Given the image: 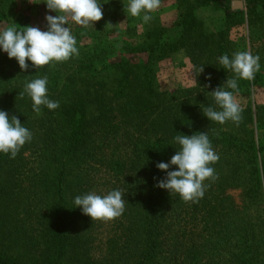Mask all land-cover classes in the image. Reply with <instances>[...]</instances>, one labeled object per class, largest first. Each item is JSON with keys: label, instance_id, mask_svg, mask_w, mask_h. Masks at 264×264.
<instances>
[{"label": "rangeland", "instance_id": "obj_1", "mask_svg": "<svg viewBox=\"0 0 264 264\" xmlns=\"http://www.w3.org/2000/svg\"><path fill=\"white\" fill-rule=\"evenodd\" d=\"M255 1L160 0L159 8L151 14L152 20L145 24L140 18L128 14L127 0H99L103 12L99 21L85 27L69 20L68 27L77 40L79 55L68 60L73 68L66 67L63 70L58 89L64 91L65 96H74L79 91L85 97L89 119H95L100 114L105 117L108 123L102 122L103 126L97 127L96 136H107L108 144L98 147L95 153L102 156L100 163L96 162L93 167L88 168L87 173L82 171L84 166L79 165L78 161L60 172L63 181L57 187L53 181L60 178V175L53 160V151L57 148L55 144L59 136L50 135V117L44 113L46 107L42 106L41 113L37 115L32 111L30 100L31 105L27 107L29 112L26 115L22 107L23 99L19 98L17 118L32 132V140L21 148V159L11 161L2 171L1 178L6 188L0 200V254L16 264H57L58 259L59 264H141L143 257L145 264H166L165 258H169L170 253L171 257L175 255L171 264L196 263L197 254L202 253V250L199 246L192 247L191 241L196 242L202 236L199 233L202 224L198 221V215L206 210L207 204L203 207L199 201L180 207L181 211L186 210L178 221H188L191 216L190 226V223L187 226L179 223V227L176 221L175 227L169 228L172 220L166 214L161 221L164 224L161 223L163 225L158 228V240L161 243L158 254L148 257L145 239L149 226L143 207L144 194L126 181V168L111 169L109 165L116 158L124 161L125 156L130 155L133 150L131 146L136 145V140L145 138L143 128L138 130L135 117L119 119L114 115L115 107L111 105L113 101L110 94L94 88L95 83L104 90L106 87L112 88L117 81L115 77L117 78L118 71L107 68L108 70L98 72L91 80H84L92 77L86 70L76 74L74 78L67 77L77 71L80 64L78 60L83 58L85 48L115 40L118 51L111 54V64L117 58L131 60L133 64L140 66L152 63V86L157 94L154 97L155 105L163 107L168 114H181L190 118L195 127L200 123L203 125L201 128L207 130L208 126L212 128L214 123L218 124L208 121L203 115L207 106L219 110L210 92L223 85L225 80L234 78L230 70L219 64L218 57L223 54L231 57L235 52L247 51L260 57L262 67L253 80H238L239 91L234 93V97L242 108L243 121L232 129L229 126L227 132L234 131L240 139H250L252 136L255 141L264 140V6L263 2ZM3 9L5 17L0 22V29L15 23L17 27L33 26L46 30L45 16L56 15L46 9L43 0H12L11 5ZM173 32L182 33L177 46H166L160 53L151 54L150 58L154 59H147L145 53L135 49L138 45L153 47L156 39L165 38ZM121 49L126 50L120 51ZM5 58L6 53H0V62ZM11 60L10 72L15 75L11 84L16 85L20 93L24 90L26 81L21 84L20 77L14 71L18 68L17 62L14 58ZM202 67L203 71L196 77V83L193 69L198 71ZM48 79L50 80V76ZM88 81L91 87L87 85ZM130 83L133 87L137 79L130 76ZM48 96L50 99V94ZM65 96L57 95L58 100H53H65ZM249 114L255 116L256 124L262 126L260 131H255V120L252 122L253 127L251 126L254 129L252 134L248 131L251 130ZM113 120L118 122L113 123ZM230 124L233 122L230 121ZM111 128L113 129L110 131ZM217 128L214 126L215 133L220 131ZM178 132L173 138L179 134L192 133ZM168 134L169 131L163 132L164 137L170 140L171 135ZM172 150L175 154L179 146L174 145ZM214 150L219 153V147L215 146ZM222 162L224 163L219 165L221 167H214L224 177L220 190L221 205L217 212L210 214L208 224L216 231L221 219L227 218L231 228L228 229L224 242L228 244L232 243L235 228L240 226L243 232L248 230L254 239L253 264H264V180L263 201L248 198L241 189V183L235 182L236 176L233 177L234 173L231 172L233 168L230 169L225 160ZM113 189L121 190L126 201L125 211L118 218L91 221L81 213L79 207L74 208L73 198L76 195L88 192L106 194ZM211 200L208 206H213L214 200ZM166 225L169 227L166 228ZM176 227L180 230L174 234L172 229ZM213 239L216 241L218 238L214 235ZM235 250L226 247L213 264H236L233 259Z\"/></svg>", "mask_w": 264, "mask_h": 264}, {"label": "trees", "instance_id": "obj_2", "mask_svg": "<svg viewBox=\"0 0 264 264\" xmlns=\"http://www.w3.org/2000/svg\"><path fill=\"white\" fill-rule=\"evenodd\" d=\"M11 1L12 0H0V22L5 17L3 8L11 5ZM260 1L263 2L264 6V0H256L255 2ZM180 36H182L181 32H173L165 38L156 39L155 43L152 44L153 47H149L148 45L149 48H144V45H138L135 49L136 51H142L145 53L144 55L147 56V59L149 58L151 60L154 59L150 58L151 54L160 53L166 46L170 48L176 47L178 39L181 38ZM116 44V41L113 40L107 44L99 43L91 48H85L83 58L78 60L80 64H78L79 66L76 69L77 71L70 73V75L73 74V77L70 76L67 77V79L74 78L76 74L81 73L83 70L88 71L87 73L92 75V77L84 80H91L98 72L106 71L108 70L107 68L118 71L117 78L115 77L117 81L113 79L115 82L112 88L106 87L104 90L99 88L97 83H95L94 88L99 91H107V93L110 94L113 101L111 105L115 107L114 115L118 116L119 119L131 118L132 116L135 117L134 119L138 121L139 125L138 130L143 128V132L145 133L144 139L138 138L134 143L136 145L131 146L133 150L129 153L130 155L125 156L124 161L116 158L115 160L109 162V165L111 169L114 167L126 168V181L133 184L135 189L139 190L141 193L143 192L144 194L143 199L145 205L143 207L146 215V222L149 226V230L146 235L147 237L145 239V244L148 248L146 256L152 257L153 254H158L161 245L158 240V228L164 224L161 221L164 220L163 217L166 214L168 215V218L172 220L170 227L169 225H166V228H171L172 226L175 227L176 221L178 222L179 227V223H185L184 226H187L189 223L190 224L188 226H190L192 223L189 222L192 220L191 216H189L188 221H178L179 216L185 215V212L183 211L186 210L184 209L181 211L180 207H183L185 204L191 202H185L177 194L169 193L167 190L156 187L157 181L163 179L166 175L165 172L156 168V164L159 162H168L171 156L174 155L172 149L174 148V145L177 144L174 142L173 136L178 134V131L192 132L190 135L196 132H207L213 149H215V146L219 147V160L211 166L213 168L216 167L217 169L218 167H221L219 165H222L224 163L222 161L225 160V163L230 167V169L233 168L231 172L234 173L233 177L236 176L235 182L241 183L240 186L244 191V195L248 196V198H255L259 201H263L262 186L264 180V140L255 141L252 136L250 139H240L236 136L234 131L232 132L229 130L227 132L229 126L231 129L233 126H236L234 123L230 124V121L223 125L224 129L221 124L215 125L214 123L212 128L211 126H208L207 130H204L201 128L203 125L200 123L195 127L194 123L190 121V118H185L181 114H168L167 110H163V107L155 105L154 103V97L157 94L154 93L155 91L152 86V63L149 62L140 66L133 64L131 60L117 58V60L111 64L109 62L112 58L111 54L113 55L114 52L118 51L115 47ZM125 50L121 49L120 51ZM11 62L12 60L8 57L0 62V110L6 111L10 117H17V112H19V110L17 111V109H19L17 102H19L20 98V100L23 99L22 107H24V114L27 115L29 112L27 107L31 105L30 98L24 90L19 93V90L16 88L17 86L11 84L15 76L10 72V65H12ZM4 63L8 64L5 65ZM63 63L64 64L54 62L38 69L30 66L29 69L23 71L18 66V68L14 71L18 74V77H20V80L22 81L21 84H23V82L25 84V81L27 83L34 78L43 76H47L48 78L50 76L47 88L48 94H50V99L53 100L54 98L57 99V95H66L64 91H60V89H58L59 82L62 81L63 70H65L66 67H69V69L73 67L68 63V61ZM89 70L91 72H89ZM130 76L137 79V83L133 87L130 83ZM89 83L90 82L88 81L87 85L91 87ZM65 97V100H59L60 106L58 109L50 111L45 108L44 112L47 117H50V135L53 137L59 136L58 142L55 144L57 148L53 151L54 154L52 153L54 155L53 160L57 164L59 175L60 172H64L69 166H72V164L77 161L79 162V165L84 166L82 171L87 173L90 167H93L96 162L100 163V157L102 156L95 153L97 152L96 150H98V147L107 146L108 144L107 136L99 138L96 136L97 127L103 126L102 122L108 123V121L105 117H102V114L95 119H89L87 117L85 97L81 95L79 91L75 92L74 96L67 95ZM200 112L201 110H199V113ZM45 120L47 119L45 118ZM254 120L255 122H253ZM116 121L117 120H113V123ZM241 121H243V119H241ZM248 122L249 127H253L252 124L255 123V131L261 130L262 126L260 124H256L257 121L255 116H251L249 114ZM219 125L220 128H217ZM181 126H184L185 128H182ZM214 126L220 130L218 133L214 132ZM252 127L251 130H248L251 134L254 130ZM112 129L113 128H111L110 131ZM165 131H169L168 135H171L169 137L170 140H167L166 136L164 137L163 132ZM222 131H224V133ZM52 145H54V141ZM235 149H237V151H235ZM226 150L228 151L225 152ZM21 152L22 151L20 149L14 159H10L8 155L0 154V200L6 188L3 186L1 178L3 168L7 164H10L11 161H19L21 159L19 154ZM172 170H175V166L170 167L169 171ZM215 174L218 176V179L215 181L206 180L204 182L206 185L205 194L203 198L199 199V201L202 202L201 206L203 207H205V204L208 206L209 202L212 201L211 199H213L215 203H212L213 206H206V210L204 212H200L198 215V221L202 224V227L199 229V233H202V236H200L199 240L196 242L191 241L192 247L195 248L199 246L202 250V253L200 252L199 254L198 252L197 254L196 263L213 264L215 263L214 260L218 258L217 256L219 253L223 252L226 247H228L231 250L236 249L235 256H233L236 264H253L255 257L254 252H252L254 239L249 235L248 230L243 232L240 226L235 228L232 243L228 244V242H224V237L227 234L228 229L231 228V225L227 223V218H224V220L221 219V222H219L218 225L219 228L216 231L210 228L208 224V220L210 219L208 217L213 212H217V209L221 205L222 198L220 190L223 186L224 177L219 175L216 171ZM140 176L142 177L140 178ZM132 178H137V180H132ZM62 181L63 179L60 175V178L57 177L53 183H56V186L59 187ZM172 230L175 234L179 232L180 229H177L176 227ZM215 232H217V234H215ZM214 235L218 238L216 241L213 239ZM169 255V258H165L167 261L166 264H171L175 257L174 254V256L171 257V253ZM144 259L145 258L143 257L141 264H145ZM0 264L16 263L0 254ZM57 264H59V259Z\"/></svg>", "mask_w": 264, "mask_h": 264}, {"label": "clouds", "instance_id": "obj_3", "mask_svg": "<svg viewBox=\"0 0 264 264\" xmlns=\"http://www.w3.org/2000/svg\"><path fill=\"white\" fill-rule=\"evenodd\" d=\"M46 9L56 15H46V30L38 27H17L11 23L0 29V53H6L9 59L14 58L23 70L29 67L40 68L53 62H65L79 55L77 40L68 27V22L88 26L99 21L102 8L99 0H43ZM160 6V0H127V12L132 17L140 18L145 24L152 20V13ZM30 62V64L28 63ZM218 62L224 69L230 70L234 78L225 80L210 93L213 96L216 110L207 106L203 115L208 121L225 124L231 121L239 124L242 119V108L236 102L234 93H238V80L251 81L261 69L260 57L247 51H238L229 57L223 54ZM203 71L193 69L194 82ZM197 83V82H196ZM47 76L34 78L24 85V92L32 102V111L39 115L42 106L48 110L59 108V101L48 97ZM174 142L179 146L168 162H159L156 168L166 173L157 181L156 187L177 194L183 201L196 203L203 198L206 190L205 181H215L218 176L211 166L219 160L213 149L207 132H196L192 135L179 134ZM32 132L15 116L0 110V154L14 159L20 149L31 142ZM175 166V170L169 171ZM124 193L113 189L106 194L88 192L73 198L74 208L92 220L110 221L120 217L125 211Z\"/></svg>", "mask_w": 264, "mask_h": 264}]
</instances>
